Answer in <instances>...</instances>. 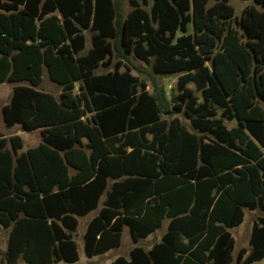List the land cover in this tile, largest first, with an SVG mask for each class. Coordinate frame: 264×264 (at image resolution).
<instances>
[{"label": "trees", "instance_id": "1", "mask_svg": "<svg viewBox=\"0 0 264 264\" xmlns=\"http://www.w3.org/2000/svg\"><path fill=\"white\" fill-rule=\"evenodd\" d=\"M129 5L126 12L119 0H0V83H30L14 87L3 121L43 128L42 142L17 162L3 148L10 140L15 152L21 137L0 130V222L5 213L16 220L1 264L77 261L66 230L97 207L110 177L128 175L88 224V256L119 246L125 224L137 241L170 219L149 251L135 246L112 264H230L228 228L242 222L243 206L264 210V0L239 16L229 0ZM130 54L151 62L152 91L132 73L144 70ZM115 58L113 70L96 72ZM45 70L62 86L58 97L33 87ZM157 74H178L177 90L163 88ZM181 109L196 131L162 117ZM259 222L237 264L264 258Z\"/></svg>", "mask_w": 264, "mask_h": 264}, {"label": "crops", "instance_id": "2", "mask_svg": "<svg viewBox=\"0 0 264 264\" xmlns=\"http://www.w3.org/2000/svg\"><path fill=\"white\" fill-rule=\"evenodd\" d=\"M89 48V47H88ZM87 48V49H88ZM133 73V72H132ZM45 74H48L47 71L45 70L44 73H43V78H42V82L44 80V75ZM134 74V73H133ZM135 75V74H134ZM49 77V76H48ZM50 79V78H49ZM49 81H52L51 79ZM7 82V81H5ZM42 82L39 84V85H36V86H33L35 89L39 90V91H43V92H48V93H52L50 91H46L42 88H40L39 86L42 84ZM54 82V81H52ZM3 83V82H2ZM14 83L13 84V89L14 87L18 86V85H30L29 82L27 81H18V82H12ZM56 83V82H54ZM57 84V83H56ZM59 85V84H58ZM192 83L189 84V86H191ZM194 85V84H193ZM61 86V85H60ZM192 87V86H191ZM148 88V87H147ZM149 89V88H148ZM75 91H79V88H78V85L76 86L75 88ZM13 92V90H12ZM54 94V93H52ZM11 95L12 93H10V99H11ZM55 95V94H54ZM56 97H58L57 95H55ZM10 102V100L6 103L8 104ZM4 104V105H6ZM1 106V112H2V108L3 106ZM88 115H90V113H88ZM163 118H167V117H164L162 116ZM234 119H232L231 121H233ZM237 121V120H236ZM225 124L228 126V124L226 123V121H224ZM5 123V122H4ZM184 123V122H183ZM238 123V122H237ZM185 124V123H184ZM187 126V124H185ZM238 125V124H237ZM236 124L235 125H232V126H228V127H234V126H237ZM7 126V125H6ZM17 126V127H15ZM7 127H14L15 129L14 130H11L12 133H10L9 135H7V133L3 132L2 130V133L4 134V136L9 139L11 136L13 135H19L22 139V146L20 148H18L15 152H13V144L10 140H8V142L5 144L4 148L3 149H6L8 152H11L12 153V156H13V162H17L16 161V157L21 154L22 152H25L27 151L28 149H31V148H34V147H37L40 142H42L43 140V128H38V129H34V130H31V131H28V132H32V131H36L35 134L32 135V137L35 139V140H30L29 144L25 147V140L23 139V137L21 136V133L23 131H26V130H23L20 126V124H14L12 126H7ZM187 128L189 130H192V131H196L193 127L190 128L189 126H187ZM27 132V131H26ZM38 133L41 134V136H38ZM31 137V136H30ZM148 137L151 138V134H148ZM82 141L84 143L87 142V138L84 137L82 139ZM17 143V142H15ZM127 150H131V146L128 145L127 147ZM64 150H61L60 151V154H64ZM89 152V150H88ZM1 157V156H0ZM1 162H8L9 160H5L4 158H1ZM74 172H76V169H74L73 167H69V174H73ZM128 175H121L119 177H110L108 179V186L106 188V190L102 193L100 199H99V202H98V205L96 208L92 209L91 211H89L88 213L86 214H83V215H76V219L78 221V224H77V227L74 229V230H66L69 235L71 236L72 239L75 240L76 244H77V250H78V255H79V258L77 261L75 262H66V261H55V262H52L50 264H61V262H64L66 264H112L117 258L119 257H123L125 259H129L130 258V251L133 247L135 246H140L142 247L145 251H149L152 246L156 243V242H159L163 236V234L166 232L167 230V226H168V223H169V218H165L163 220V223L162 225L157 228L156 230H154L153 232H151L150 234H148L147 236L145 237H139L137 241H133L132 237H131V233H130V229H129V226L128 225H123L121 227V243L119 246H115V247H111L110 249H106L105 251H102L100 253H97V254H94L92 256H88L85 252V239H84V234L85 232L87 231V228H88V224L90 222V220L95 217L96 215L99 214V211L105 206L104 204V200L108 197V194L110 192H112V184L114 182H119V181H122L124 178H126ZM249 210V211H252L253 212V219H252V226H251V231H250V236L248 237L249 239V244L251 245L250 243V239H251V233H252V228H253V225L254 223H259V225H263L259 222V218L260 217H264V210L260 209V208H249L247 206H243V220L242 222L239 224V225H236L234 227H230L228 228V230L231 232V230L233 228H236L238 226H240L244 220H245V216H246V211ZM261 212L263 213V215H258V216H254L256 212ZM25 216L22 212L18 214L17 218H20V217H23ZM3 219L4 221H1L0 222V249L1 251L3 252V255H0L1 256V261H5V254H6V251H7V248H8V243H9V232L11 230V228L13 227V225L15 224L16 220L15 219H10L8 217V214L5 213V215L3 216ZM51 221V218H48V222ZM22 230L26 231L28 229H31V228H21ZM127 232L129 233V241L126 242L127 244H124L126 246H129V250H128V253L125 254L123 253L122 251L124 250V246L123 245V234L124 232ZM154 234L152 237L153 238H150L149 236ZM232 234V232H231ZM233 238L235 239L234 235L232 234ZM100 237V234H97L96 235V238L94 239V242L97 243V240L98 238ZM235 243H236V239H235ZM242 248V247H241ZM246 249V252L244 253V257L247 256L250 252L248 251V247H244ZM251 249H252V246H251ZM28 264L22 257H20L15 263L13 264ZM63 263V264H64ZM1 264V263H0Z\"/></svg>", "mask_w": 264, "mask_h": 264}, {"label": "rangeland", "instance_id": "3", "mask_svg": "<svg viewBox=\"0 0 264 264\" xmlns=\"http://www.w3.org/2000/svg\"><path fill=\"white\" fill-rule=\"evenodd\" d=\"M121 2V4L123 5V8L125 9L126 12H128L130 10V5H129V0H119ZM229 2L235 7V14L237 16H239L243 10V8L249 4L254 3V0H229ZM192 27V26H191ZM86 38H87V48L90 47L91 43H90V36H91V32L90 31H86L85 32ZM87 49L85 51H83L82 53L86 52ZM133 60V63L138 66L139 68H142L144 71H139L136 69H133L132 72L137 75L140 79L146 81V83L148 84V88L150 91L153 90L152 87V83L150 81V70H151V62L146 63L143 60L138 59L137 57H135L133 54H130ZM115 59H113L112 63H109L107 65H99V67L96 69V72H107L109 70H113L115 68ZM122 70L125 69V67L123 66L121 68ZM156 78L159 82V84L165 88L166 90H168L169 92L174 88L176 89V81L178 78V74H157ZM49 77L48 74L44 75V80L42 82V84L39 86L40 88L46 90V91H50L52 93H54L55 95H59L62 89V86L49 81ZM13 84L12 82H3L0 83V108L2 105L6 104L9 100H10V93H12L13 90ZM194 88V85H191ZM196 94L200 96V92L196 91ZM220 112V109H219ZM164 117H167V119H171L173 117H178L182 122H184L185 124H187V126H189L190 128H192L191 123H190V119L189 117L185 114L184 110H176L173 112V114L166 116L163 115ZM226 123L228 124V126H232V125H237V121L234 119L233 121L226 119L225 120ZM17 127V126H15ZM14 127H7L6 124L3 121L2 118V112L0 109V130H2L3 132L7 133V135H9L10 133H12L11 130H14ZM36 131H32V132H26L23 131L21 133V136L23 137V139L25 140V147L30 143V140H35L32 135L35 134ZM31 136V137H30ZM38 136H41L40 133H38ZM258 215H263V213L256 212L255 213V217ZM252 219H253V212L247 210L246 211V216H245V220L244 222L236 227L233 228L231 230L232 234L234 235L235 239H236V243L232 249V260L230 262V264H237L238 261V253H239V249L241 247H248V251H251V245L249 244V239L248 237L250 236V231H251V226H252ZM128 232V231H127ZM126 231L123 234V245L127 244L126 242L129 241L130 237H129V233H127ZM154 234L150 235V238H153ZM126 246V245H124ZM129 250V246L124 247V250L122 251L123 253L127 254ZM0 255H3V252L0 249ZM0 261H1V256H0ZM1 263V262H0ZM64 262H61V264H63ZM22 264V263H20ZM66 264V263H64ZM242 264H264V258L259 259V260H255L253 262L250 263H242Z\"/></svg>", "mask_w": 264, "mask_h": 264}]
</instances>
